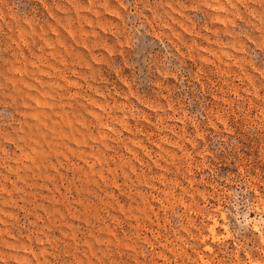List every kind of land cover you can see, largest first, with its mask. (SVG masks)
Instances as JSON below:
<instances>
[{"label":"rangeland","instance_id":"obj_1","mask_svg":"<svg viewBox=\"0 0 264 264\" xmlns=\"http://www.w3.org/2000/svg\"><path fill=\"white\" fill-rule=\"evenodd\" d=\"M0 264H264V0H0Z\"/></svg>","mask_w":264,"mask_h":264},{"label":"bare ground","instance_id":"obj_2","mask_svg":"<svg viewBox=\"0 0 264 264\" xmlns=\"http://www.w3.org/2000/svg\"><path fill=\"white\" fill-rule=\"evenodd\" d=\"M215 234V233H214Z\"/></svg>","mask_w":264,"mask_h":264}]
</instances>
